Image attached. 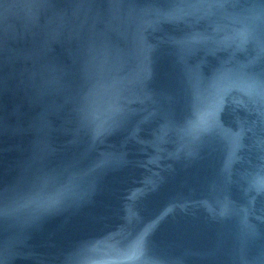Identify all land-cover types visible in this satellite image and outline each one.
Instances as JSON below:
<instances>
[{
	"label": "water",
	"instance_id": "obj_1",
	"mask_svg": "<svg viewBox=\"0 0 264 264\" xmlns=\"http://www.w3.org/2000/svg\"><path fill=\"white\" fill-rule=\"evenodd\" d=\"M0 264H264V0H0Z\"/></svg>",
	"mask_w": 264,
	"mask_h": 264
}]
</instances>
